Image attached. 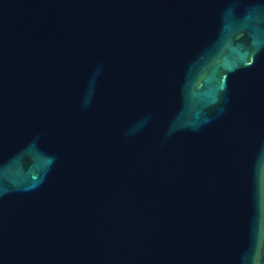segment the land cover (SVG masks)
Instances as JSON below:
<instances>
[{
  "label": "water",
  "instance_id": "water-1",
  "mask_svg": "<svg viewBox=\"0 0 264 264\" xmlns=\"http://www.w3.org/2000/svg\"><path fill=\"white\" fill-rule=\"evenodd\" d=\"M264 0H0V264H264Z\"/></svg>",
  "mask_w": 264,
  "mask_h": 264
},
{
  "label": "rangeland",
  "instance_id": "rangeland-1",
  "mask_svg": "<svg viewBox=\"0 0 264 264\" xmlns=\"http://www.w3.org/2000/svg\"><path fill=\"white\" fill-rule=\"evenodd\" d=\"M263 259H264V254H263Z\"/></svg>",
  "mask_w": 264,
  "mask_h": 264
}]
</instances>
